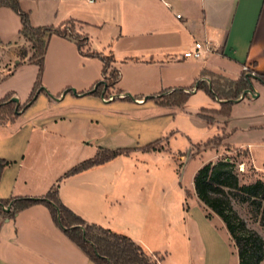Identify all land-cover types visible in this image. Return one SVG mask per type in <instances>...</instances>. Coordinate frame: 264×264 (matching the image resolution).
<instances>
[{
    "label": "crops",
    "instance_id": "obj_1",
    "mask_svg": "<svg viewBox=\"0 0 264 264\" xmlns=\"http://www.w3.org/2000/svg\"><path fill=\"white\" fill-rule=\"evenodd\" d=\"M19 3L35 27L73 21L85 47L80 51L76 41L53 36L36 102L15 122L0 123V159L10 163L0 200L41 198L58 187L63 205L86 223L133 239L163 257L159 264H233L234 257L240 264L225 223L216 215L207 218L194 181L186 189L192 197L185 193L186 202L174 204L158 194L150 162L173 154L170 146L180 136L192 144L198 131L208 138L197 146L212 156L195 176L206 164L236 158L264 172V84L251 78L255 95L236 101L214 100L198 88L237 82L250 72L264 75V0ZM21 29L15 12L0 8V100L12 93L24 105L39 67L29 61L34 48ZM195 42L209 43L210 50L201 59L184 58ZM92 53L109 59L120 74L103 96L89 93L105 76L103 61ZM177 89L192 91L182 107L147 100ZM200 95L207 107L191 104ZM228 104L230 116L213 115L210 124L201 116L203 109L220 111ZM217 137L224 141L210 149L208 142ZM157 142L161 151L142 150ZM117 150L130 153L68 175L101 151ZM178 158L186 154L179 151ZM0 264L96 263L65 235L49 208L37 204L14 218L0 215Z\"/></svg>",
    "mask_w": 264,
    "mask_h": 264
},
{
    "label": "trees",
    "instance_id": "obj_2",
    "mask_svg": "<svg viewBox=\"0 0 264 264\" xmlns=\"http://www.w3.org/2000/svg\"><path fill=\"white\" fill-rule=\"evenodd\" d=\"M2 7L12 9L21 18L22 29L20 34L32 43L34 48V53L29 61L39 67L37 83L24 105L14 102L15 95L12 93L0 100V123H13L37 100L42 87L45 57L51 38L59 36L72 39L77 42L80 51L85 46L77 41L75 37L78 36L73 37L65 30V27H70L75 31L73 21L59 27H35L32 25L30 15L22 9L19 0H0V8ZM89 55L97 56L103 61L104 75L107 76L110 68L108 59L100 54L92 53ZM110 77L112 78H107L104 82L98 81L96 89L93 88L89 93L103 96L106 91L116 85L120 74L114 70ZM251 78H255L264 84V75L250 72L249 75L244 74L237 82H226L229 85V91L219 83L213 87L199 83L198 88L204 89L207 95L214 100L236 101L251 88ZM66 91L72 92L73 90L68 88ZM191 92L188 89L166 90L158 96L147 98V100H153L161 107H182L189 101ZM126 99L130 100L131 98L126 97ZM205 112L212 115L230 116L231 108L228 104L220 111L203 109L201 116L210 124L213 122V118L204 115ZM223 141L224 137H217L209 141L207 145L214 142L220 145ZM161 149L159 142L142 148L144 152L161 151ZM129 153L130 150L101 151L95 158L74 168L68 175L78 174L93 166L104 164L119 155ZM9 164V162L0 159V182L3 171ZM237 169L238 165L235 160L231 159H224L215 164H206L194 178L195 193L201 207L207 213V218L211 219L216 215L225 223L234 241L240 264H261L264 261V240L257 231L248 228L245 220L235 211L232 197H239L242 203H248L251 211L255 215H260V222L264 226V181L260 179L249 185H241ZM186 195L187 198H190L192 192L186 190ZM37 204L49 208L55 223L65 235L96 264H159L163 260L159 254L149 253L142 245L127 236L114 233L102 226L86 223L80 216L63 205L59 199L58 187H53L46 196L41 198L0 200V215L14 218L20 211ZM9 207L11 210L6 212L5 209Z\"/></svg>",
    "mask_w": 264,
    "mask_h": 264
},
{
    "label": "rangeland",
    "instance_id": "obj_3",
    "mask_svg": "<svg viewBox=\"0 0 264 264\" xmlns=\"http://www.w3.org/2000/svg\"><path fill=\"white\" fill-rule=\"evenodd\" d=\"M66 32L69 35H73V37L77 38V41L82 43L85 46V40L82 36L76 35L75 31L70 27H65ZM109 32V27H106L105 32L103 34V37ZM80 36V37H79ZM110 68L108 70L107 76H104L103 79H101V82H104L107 78L110 77V74L116 70L115 68H111V64L109 59L107 60ZM113 75V74H112ZM110 80V79H109ZM112 80V79H111ZM222 86H224L228 91L229 85L228 83L218 82ZM97 86L94 87L96 89ZM74 90V88L72 89ZM202 95L195 98L192 105L195 107L197 105L207 107L204 100L202 99ZM206 116H213L209 112L204 113ZM195 131V128L194 130ZM204 135V134H203ZM202 134H199L198 131H195L193 136H191L190 139H192V144L189 142V138L187 136L179 137L178 142L174 143V145L170 146L173 154L167 153L163 156L156 157L152 162H150V166L153 169L151 170V175H153L154 178V185L156 186V189L158 191V194L167 197L171 202L174 204L178 203L179 206H181L182 203L186 202V189H192L193 188V181L195 177V171L196 169L209 157L212 156V153L207 151H202L203 146H197L198 143H201V140H205L208 138V136H203ZM218 144L215 142L213 144H210L208 147L211 149H214ZM193 149L194 152L190 151ZM179 151H182L186 154V158L181 161L178 158ZM201 153L200 156H196V153ZM237 153H234V157L236 158ZM235 160L236 164L238 163L244 164L246 160L243 158H236ZM247 167L245 169V173H239L240 175V183L241 185H249L252 183H255L257 180H263L264 181V172H257L255 171L248 161H246ZM154 170V171H152ZM159 196V195H158ZM232 203L235 211L239 214V216L245 220L248 228L253 229L257 231L261 237L264 240V226H262L260 222V215H255L248 203H242L241 199L239 197H232ZM231 236V235H230ZM231 247L235 252H237L234 241L232 240V237L230 238ZM237 259L234 257L233 264H237ZM264 264V261L261 263Z\"/></svg>",
    "mask_w": 264,
    "mask_h": 264
},
{
    "label": "built area",
    "instance_id": "obj_4",
    "mask_svg": "<svg viewBox=\"0 0 264 264\" xmlns=\"http://www.w3.org/2000/svg\"><path fill=\"white\" fill-rule=\"evenodd\" d=\"M88 1H97V0H88ZM180 18V16H178ZM209 43H203V42H195L193 47L189 50H187L183 56L184 58H193V59H201L206 51H209ZM245 165L240 164L238 165V173H245Z\"/></svg>",
    "mask_w": 264,
    "mask_h": 264
},
{
    "label": "water",
    "instance_id": "obj_5",
    "mask_svg": "<svg viewBox=\"0 0 264 264\" xmlns=\"http://www.w3.org/2000/svg\"><path fill=\"white\" fill-rule=\"evenodd\" d=\"M73 92L76 93L75 90H73ZM254 93H255V89H254L253 84L251 83V88L244 92V95H243L242 98H245V96L248 95V94L249 95H255ZM254 97H257V96H254ZM13 101L19 104V100L17 98H14ZM10 210H11L10 207L5 209L6 212H9Z\"/></svg>",
    "mask_w": 264,
    "mask_h": 264
}]
</instances>
